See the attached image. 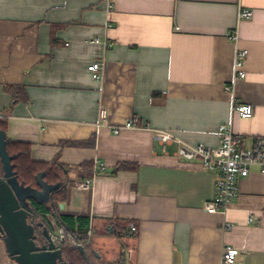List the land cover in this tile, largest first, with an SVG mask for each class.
Instances as JSON below:
<instances>
[{
    "label": "crops",
    "instance_id": "0c3cea01",
    "mask_svg": "<svg viewBox=\"0 0 264 264\" xmlns=\"http://www.w3.org/2000/svg\"><path fill=\"white\" fill-rule=\"evenodd\" d=\"M111 2L108 15L106 0H0L3 138L31 144L35 162L59 156L62 166L74 168L64 182L81 183L75 168L94 164L87 178L93 189L74 186L64 209L90 217L88 241L93 246L96 237L93 249L108 264H222L225 246L237 250L236 264H264V173L258 168L241 180L226 215L208 214L203 206L215 196V173L165 156L152 131L117 135L96 126L137 117L151 130L217 148L220 126L232 124L250 148L264 137V0ZM239 6L254 16L239 27V46L249 53L247 77L230 93L225 86L233 83L235 45L228 36ZM95 39L113 46L105 49ZM103 60L104 79L94 80L88 68ZM6 86L22 90L15 97ZM234 101L253 106L254 116L233 113ZM96 162L105 166L103 174ZM121 163L132 169L114 175Z\"/></svg>",
    "mask_w": 264,
    "mask_h": 264
},
{
    "label": "built area",
    "instance_id": "2783aa9c",
    "mask_svg": "<svg viewBox=\"0 0 264 264\" xmlns=\"http://www.w3.org/2000/svg\"><path fill=\"white\" fill-rule=\"evenodd\" d=\"M107 14L110 15L114 10L111 0H106ZM252 10L239 6L237 14V26L229 33L228 39L235 45L234 57V78L233 83L225 86V91L233 93L234 85L237 80L245 79L247 73L244 70L249 53L245 49H241L239 27L245 22L253 18ZM93 44H102L105 49L113 46L108 39L101 41L95 39ZM105 61L94 62L88 68L94 80L102 81L105 76ZM233 113L238 114L244 119H250L254 116L253 106L240 104L234 101ZM3 116H0V120ZM99 129H108L114 134H120L123 131H152L155 141L160 145L165 156H173L178 160L187 162H198L200 167L209 172L215 173L217 182L215 186V196L212 200L204 203L203 210L208 214L226 215L233 206L239 196L240 182L250 176L252 168H258L264 173V137H257L250 148L245 147L244 137L235 134L232 124L222 125L219 128L220 143L217 148H208L201 145H192L185 142L179 136L164 130H151L149 124H140L137 117L132 118L123 125L113 126L106 122L96 125ZM175 148L171 151L170 148ZM99 173H104L105 166L101 162H96ZM94 180L87 179L75 186L83 191H91L93 189ZM254 217L249 215L248 223L253 224ZM230 225H227L228 229ZM137 228L131 225V231L136 232ZM92 231L89 232V237ZM50 238L60 248L68 242V235L61 229L55 228L50 233ZM76 245H80L74 242ZM238 260V252L235 248L225 246L222 252V264H236Z\"/></svg>",
    "mask_w": 264,
    "mask_h": 264
},
{
    "label": "trees",
    "instance_id": "16d2710c",
    "mask_svg": "<svg viewBox=\"0 0 264 264\" xmlns=\"http://www.w3.org/2000/svg\"><path fill=\"white\" fill-rule=\"evenodd\" d=\"M5 90L16 96L18 91L22 89L17 86H6ZM18 99V98H17ZM16 100V98H15ZM6 123L0 121V135L6 133ZM0 136V137H1ZM87 145H95V140ZM32 145L27 143L13 142L5 138L4 151L9 158V167L11 174L17 181L19 186L25 189L37 192L39 194L47 192V202L30 199L31 207L35 212V216L31 218L35 224L36 218L45 219L51 227V231L55 227L63 229L68 235V242L60 249L62 250L63 258L68 264H88L86 252H82L80 248L75 247L74 242L85 243L88 241V234L91 231V219L86 215L69 214L66 210H61L60 205H66L72 188L75 186L66 180L64 176L74 168H67L59 163V156L50 163L35 162L31 157ZM94 164L87 162L75 169L80 172L79 182H84L88 176H91ZM132 169L126 163L119 164L113 171L116 175L121 171ZM3 157L0 151V174L3 175ZM101 174V173H100ZM103 174V173H102ZM53 217L50 221L48 217ZM126 228L127 226L124 225ZM0 236V240H1ZM86 250H90L91 246H85Z\"/></svg>",
    "mask_w": 264,
    "mask_h": 264
},
{
    "label": "water",
    "instance_id": "95a60500",
    "mask_svg": "<svg viewBox=\"0 0 264 264\" xmlns=\"http://www.w3.org/2000/svg\"><path fill=\"white\" fill-rule=\"evenodd\" d=\"M5 139H0V151L3 157V166L5 175L0 174V236L5 245V253L13 258V264H68L62 254L59 246L52 242L50 235H45L46 241L39 236L38 228H43V224H33L31 218L35 216L30 199L47 202L44 196L47 192L41 194L18 186L19 190L15 192L11 189L9 167V158L4 151ZM15 196L18 201V208H13L11 214L19 215L21 224H14L1 212V207L7 200ZM60 208L64 210V205ZM20 210L19 213H16ZM84 252V249H81ZM88 264H97L90 262L88 254ZM120 264H125L124 262Z\"/></svg>",
    "mask_w": 264,
    "mask_h": 264
},
{
    "label": "flooded vegetation",
    "instance_id": "af4514ba",
    "mask_svg": "<svg viewBox=\"0 0 264 264\" xmlns=\"http://www.w3.org/2000/svg\"><path fill=\"white\" fill-rule=\"evenodd\" d=\"M41 223L43 224V228L41 229L38 228L39 232L41 231L39 233V236L41 237L43 241H46L45 235H50V233L52 232L51 227L45 219L40 218V217L36 218L35 225L41 224ZM89 244H91L90 240L86 241L84 244L80 243L79 246L76 244L74 246L77 248H80V250L84 249V252L88 253L90 262L97 263V264H108L105 262V259H103V256L99 252H97L95 249L93 248H91L90 250L85 249V246H88ZM3 258L8 259L7 260L8 262H6L7 264H13V258L9 257L8 255L6 256L5 254H3ZM1 261H2V257L0 256V262Z\"/></svg>",
    "mask_w": 264,
    "mask_h": 264
},
{
    "label": "rangeland",
    "instance_id": "374dc122",
    "mask_svg": "<svg viewBox=\"0 0 264 264\" xmlns=\"http://www.w3.org/2000/svg\"><path fill=\"white\" fill-rule=\"evenodd\" d=\"M1 136V135H0ZM2 137V136H1ZM0 137V139H1ZM4 171V170H3ZM5 171L3 172V175H5ZM11 181V184L10 187L11 189L15 192V189L16 190H19L18 189V183L17 181L14 179V177L12 176V174H10V178H9ZM45 199H48V195H45L44 196ZM16 207L18 208V201L17 199L15 198V196L11 197L9 200H7L5 202V204L1 207V212L9 219V221L13 222L14 224H21V221H20V216L18 215H12L11 212L14 209H16ZM20 210H17L16 213H19ZM56 228V227H55ZM93 240V246L95 247V243H96V237H94L93 239L91 238V241ZM91 246V248H93V246L91 244H89ZM6 255V253H4ZM0 256L2 257V261L0 262V264H6V262H8L7 260L8 259H5L3 258V254ZM7 256V255H6Z\"/></svg>",
    "mask_w": 264,
    "mask_h": 264
}]
</instances>
